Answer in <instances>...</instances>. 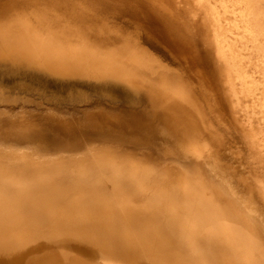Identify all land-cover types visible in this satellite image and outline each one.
Wrapping results in <instances>:
<instances>
[{"label": "rangeland", "instance_id": "374dc122", "mask_svg": "<svg viewBox=\"0 0 264 264\" xmlns=\"http://www.w3.org/2000/svg\"><path fill=\"white\" fill-rule=\"evenodd\" d=\"M37 2L0 0V7L6 6L0 8V22L28 18L30 11L45 4ZM195 3L98 0L90 11L107 33L96 42L98 47L129 42L150 59L159 77L178 79L185 86L202 113L196 137L154 108L144 90L134 91L123 80L60 74L43 65L0 59V179H10L5 176L9 173L11 182L21 181L23 191L37 190L31 182L41 178L28 173L36 166L60 173L57 184H42L50 199L63 201L53 192L59 194L72 183L89 188L90 180V191L78 196L103 197L100 210L83 211L77 202L71 207L64 202L55 219L37 214L38 234L23 233L48 243L19 256L20 261L4 264H37L38 256L58 251L85 264H227L213 234H187L189 219L199 229V172L233 195L241 210L247 205L250 223L264 246V0H207L220 15L213 19L220 17V30L224 28L222 48L235 54L227 71L221 70L209 45L213 33L208 20L215 11L199 13ZM250 29L257 32L252 35ZM231 72L238 75L233 82L238 95L227 97L228 82L223 78ZM191 146L199 151L186 150ZM131 165L136 167L127 178L130 188L117 195L116 169ZM179 182L186 188L178 189ZM33 199L15 202L28 213ZM126 203L132 211L124 215L120 210ZM190 207L191 212L182 209ZM77 223L82 227L75 228ZM87 226L94 234H80L79 239L89 235L90 240L61 242L65 234L88 232ZM155 228L157 234H148ZM121 241L127 242L126 250H118Z\"/></svg>", "mask_w": 264, "mask_h": 264}, {"label": "bare ground", "instance_id": "6f19581e", "mask_svg": "<svg viewBox=\"0 0 264 264\" xmlns=\"http://www.w3.org/2000/svg\"><path fill=\"white\" fill-rule=\"evenodd\" d=\"M22 1H32L34 4L40 3L37 2L38 0ZM44 1L45 4L43 6L29 12L28 18L16 16V18L11 17L0 22V59L12 64L43 65L47 70L51 69L60 74L81 73L97 78L123 80L129 84L128 86L131 89L134 88V91L139 92L136 88L144 90L146 96L148 95L152 102L151 105L154 108H159L161 114L170 117L175 123L186 128L188 132L191 131L194 137L199 135V121H203L202 113L192 101L191 95L188 94L185 86L178 79L174 80V78L169 76L159 77V73H156L158 69L155 70L150 59L140 55L138 53L139 50L134 48L129 42L124 41L119 47L110 49H101V47L96 45L97 41L104 40L107 36L106 30L95 23L94 14L90 11L91 5H95L98 0ZM193 3L196 4V8L202 14L207 12L208 15H211L214 9V15L212 14L213 16L208 20V23L212 25L213 33V38L209 41V45L215 52L217 60H219L221 70L226 69L227 71L234 65L233 58L235 59V57L233 55L235 56V54L233 52L231 54V51L229 52L222 48L223 40H221V34L223 32L221 31L224 28L220 30L221 25L219 26V24L221 20L218 21L220 17L216 15L217 20L213 19L215 14L219 13L218 9L216 10L214 6L209 7L207 0H193ZM238 3L240 4V2ZM5 7V5H2L0 8L4 10ZM63 7L67 8L65 12L62 10ZM244 8L246 9V6ZM161 12L165 14L163 11ZM248 12L251 11L248 10ZM222 18L224 17L222 16ZM256 27L260 26L256 24ZM252 29H250L251 32ZM256 30H259V28ZM256 30L254 32H257ZM254 32H252V35ZM151 73H155L156 76L151 77ZM226 75L223 76L224 78L228 77V79L223 78V80L228 82L227 92H225L227 97L238 95L234 84L238 75H232V72L228 76ZM239 79L238 82H241ZM241 84L244 83L241 82ZM186 150L196 154L195 152L199 151V147L191 146ZM135 167L131 165L125 170L118 166L116 169L117 178L113 182V187L117 195L123 194L130 188L127 185V178L130 175L129 173L135 170ZM28 173L33 177L41 178L38 181L31 182L32 188L36 187L37 190L23 191L26 189L19 187L21 181L11 182L10 179H13V177L9 173L5 174V176L10 179H0V264L20 261L19 256L24 253L36 250L38 246H46L48 242L38 243L35 239L33 240L32 236H26L25 234L27 233H23L27 231L28 234H38L37 226H39V222L37 223L34 218L35 216H40L37 214H43L46 217L55 219L54 213H57L59 208H63L64 202L66 207L68 205L71 207V204L77 202V207H80L83 211L90 210V208L94 210L101 209L103 197L100 200H90L78 196L80 191H90V184L93 183L91 180L88 182L89 188L87 186L78 187L77 184L72 183L69 187L63 188L64 190L59 192V194L58 192H53L64 199L63 201H57L46 196L49 191L42 189V184L44 181L46 184H57L60 173L50 172L47 168L42 170L36 166ZM204 179L199 172V198L195 202V209L199 210V229L189 219L185 221V225L188 227L187 234L192 236L196 234H213L216 238L215 241L221 245L222 256L227 260V264H264V246L255 233V226L250 223L252 219L248 216L247 205H244L241 210L239 202L233 195L222 192L219 188L220 186L213 185ZM14 184H18V186ZM179 185L178 189L186 188L183 183L179 182ZM83 187L89 190L83 189ZM34 192H37V194H34ZM26 193L32 194L24 196ZM31 196L34 199L29 201L31 209L28 208V213L23 210L22 204L18 203L20 209L17 207V202L21 197L29 199ZM68 197H71V202ZM141 205L145 206L144 203ZM126 206L122 211L120 210L124 215H127L129 211L127 203ZM182 209L191 212V207ZM177 217L179 216L174 217V219ZM227 218L231 219L229 221H236V223L234 221V223L227 222ZM25 223H28V225ZM81 227V224L77 223L75 228ZM84 230L88 232L78 231V234H65V237L63 236L64 241L61 242L68 244L67 241L90 240L91 237L89 235L84 236L86 239L84 237H82L83 240L79 239L80 234H94L88 226ZM157 232L158 230L155 228L150 230L148 234H157ZM184 232H186V229ZM117 248L121 251L126 250L127 242L121 241L117 243ZM68 255V253L61 251L55 254L45 252L37 257V259H40V257L46 259L45 263H41L37 259L36 262L37 264H85V260L80 261L77 259L79 257ZM62 256L68 260H64Z\"/></svg>", "mask_w": 264, "mask_h": 264}]
</instances>
